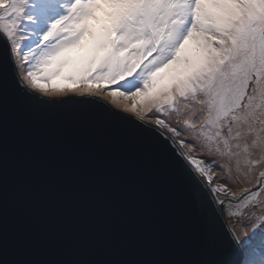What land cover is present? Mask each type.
Here are the masks:
<instances>
[{"label": "snow or ice", "instance_id": "1", "mask_svg": "<svg viewBox=\"0 0 264 264\" xmlns=\"http://www.w3.org/2000/svg\"><path fill=\"white\" fill-rule=\"evenodd\" d=\"M54 7L64 14L41 30L37 17ZM0 31L11 40L0 90L11 84L41 107L97 109L147 136L201 206V187L232 197L213 200L237 207L239 234L228 228L225 238L206 217L223 239L222 264H264V0H0ZM217 169L225 179L213 188Z\"/></svg>", "mask_w": 264, "mask_h": 264}, {"label": "water", "instance_id": "2", "mask_svg": "<svg viewBox=\"0 0 264 264\" xmlns=\"http://www.w3.org/2000/svg\"><path fill=\"white\" fill-rule=\"evenodd\" d=\"M201 191L204 206L169 154L102 111L0 90V264H222L206 217L231 226Z\"/></svg>", "mask_w": 264, "mask_h": 264}, {"label": "rangeland", "instance_id": "3", "mask_svg": "<svg viewBox=\"0 0 264 264\" xmlns=\"http://www.w3.org/2000/svg\"><path fill=\"white\" fill-rule=\"evenodd\" d=\"M33 3H35V0H33ZM34 12L33 10H31V8L27 9L25 12V15H33ZM62 14H64L62 9H59L57 7V16L60 17ZM46 18L43 19L41 21V19L39 17H37V24L39 25V28L41 30H47V28L50 26L51 22H54L55 19L54 18H49L47 16H45ZM16 39L19 41L20 40V36L19 34L16 36ZM20 47H23V44H20ZM25 51H27V49H25ZM82 53V49H73L70 53V55L74 58L78 57L80 54ZM109 103L111 104V101H109ZM128 103H131V101H128ZM113 108H115V105H111ZM117 111H123L122 109H116ZM127 115H134V114H127ZM169 119H171L174 123L176 122V120L172 119L171 117H169ZM183 127V125H178V130H180ZM182 138L187 139V134H185ZM188 149H192L194 151V154L196 156H202L203 152L200 151H195V145L189 143L187 145V148L185 150ZM212 176L214 178V183L211 184V186L213 188H218L220 186H222L223 181L225 179L223 172H221L219 169H217L216 171H214L212 173ZM232 176L236 177L235 172L232 173ZM234 177V179H235ZM206 179V178H205ZM234 179L229 180V184H232L235 182ZM225 187H227V185H224ZM230 191L235 192V193H239L241 191V188L239 186L236 187H232L230 189ZM215 195L217 196V198L219 200H229L232 199V197L226 196L223 193H220L219 195H217V193H215ZM224 212H225V216L227 218V220L229 221L231 228H234L236 233L239 234L240 230H241V225L240 223L236 220L235 215H233L234 213L238 212V209L236 206L232 205L229 207H224Z\"/></svg>", "mask_w": 264, "mask_h": 264}, {"label": "bare ground", "instance_id": "4", "mask_svg": "<svg viewBox=\"0 0 264 264\" xmlns=\"http://www.w3.org/2000/svg\"><path fill=\"white\" fill-rule=\"evenodd\" d=\"M46 16H47V15H46ZM170 117H171L172 119H174V120H177V117L174 116V115H173V116H170ZM232 177H233V179H234L235 176H232ZM234 180H235V179H234ZM211 187H212V186H211ZM209 188H210V187H209ZM210 189H211V188H210Z\"/></svg>", "mask_w": 264, "mask_h": 264}, {"label": "clouds", "instance_id": "5", "mask_svg": "<svg viewBox=\"0 0 264 264\" xmlns=\"http://www.w3.org/2000/svg\"><path fill=\"white\" fill-rule=\"evenodd\" d=\"M31 10H33V9H31ZM51 12V11H50ZM217 197V196H216ZM229 222V221H228ZM231 226V225H230Z\"/></svg>", "mask_w": 264, "mask_h": 264}]
</instances>
